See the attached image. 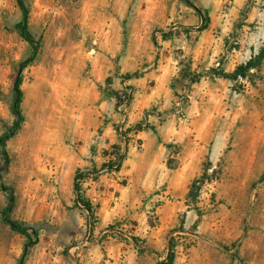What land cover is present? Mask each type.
Here are the masks:
<instances>
[{
  "label": "rangeland",
  "instance_id": "rangeland-1",
  "mask_svg": "<svg viewBox=\"0 0 264 264\" xmlns=\"http://www.w3.org/2000/svg\"><path fill=\"white\" fill-rule=\"evenodd\" d=\"M26 3L42 44L24 72L25 120L5 156L1 139L17 122L14 82L32 48L18 1L0 0V264H21L27 242L3 218L10 204L13 221L39 232L22 264H158L171 244L174 264H264V64L246 78L223 77L264 48V0ZM162 60L176 67L171 86L183 110L176 103L160 121L187 126L177 138L158 136L166 166L179 168V156L198 162L175 192L163 184L140 194L95 139L141 97L126 80ZM113 126L125 159L133 127ZM208 165L219 179L192 203L190 185Z\"/></svg>",
  "mask_w": 264,
  "mask_h": 264
},
{
  "label": "crops",
  "instance_id": "crops-1",
  "mask_svg": "<svg viewBox=\"0 0 264 264\" xmlns=\"http://www.w3.org/2000/svg\"><path fill=\"white\" fill-rule=\"evenodd\" d=\"M256 15V11H251V18H255ZM148 68L150 69H145L139 78L126 80L125 85L133 87L136 92L141 93V97L130 106V110H127V119L122 120L114 115L113 122L102 123L97 127L101 129V133L97 134L95 140L99 141L98 153H102L103 150L109 148L113 149L115 145L121 146L122 149L123 143L120 135L114 130V122L121 121L125 123L126 128H134L140 122L145 121L149 127H155L158 134L152 128L131 133L132 140L129 143L128 156L121 160L119 170L129 180L132 191L141 194L145 191L155 190V187L157 188L160 185L168 184L169 190L175 192L180 183L184 184V179L180 177L185 175L188 166L191 164L196 165L198 161L192 158L186 160L185 156H179L178 158L181 160L179 168L171 169L166 166L167 148L165 143L159 142L158 136L164 137V140L177 138L181 134L182 128L187 127L186 125H180V130H178L177 122L170 118L165 122L160 121L166 115L171 117V114L168 115V113L177 103L176 92L171 86L177 70L171 62L164 60L155 67L149 66ZM151 83L154 84L151 85ZM93 133H96V130ZM171 134L174 136L171 137ZM139 142H141L140 150H138ZM92 143H95V141L92 140ZM185 178L187 181L189 180L188 173ZM87 186H91L88 187L90 195H95L97 185H92L89 181Z\"/></svg>",
  "mask_w": 264,
  "mask_h": 264
},
{
  "label": "trees",
  "instance_id": "trees-1",
  "mask_svg": "<svg viewBox=\"0 0 264 264\" xmlns=\"http://www.w3.org/2000/svg\"><path fill=\"white\" fill-rule=\"evenodd\" d=\"M17 1H18V4L22 10V13H23V20L21 23L22 37L25 41H27L30 44V46L32 48V52L20 64L19 71H18V74H17L15 82H14V89H13V97L14 98H13V103H12L11 109H12L13 114L17 118V122H16L15 129L13 131H11L3 139H1V145L4 149L5 156H8V151L6 149L8 140L11 137L16 135V131L21 129L22 123L25 120L24 115H23V110H22V104H23V100H24V91L22 88L23 83H24V72L29 66L33 65L36 62V60L39 56V52H40V48H41V44H42L41 40L37 39L30 30V22H29L30 21V10L27 6L26 0H17ZM202 16H203L204 25H203L201 30H205V29H207L208 23L210 22V17H209L207 12L205 13V15L202 13ZM263 64H264V48L261 49L257 55L253 56L247 63L239 66L233 73H223V77L231 79V80H236L239 77L246 78L248 76V73L251 72V70H253V69L259 70L263 66ZM198 81H199V79L198 80H196V79L192 80L193 83L198 82ZM124 96H126V94ZM123 97H121V99L119 100L118 105L125 102L126 97L125 98H123ZM147 128H152L156 132L155 127H153V126L149 127V125L146 124L145 121L140 122L133 129H129V132H133L135 129L137 131H144ZM113 149H114V151H116L120 154L121 146L115 145V146H113ZM119 159L121 161L123 159V156L121 155ZM114 164L115 163H111L109 165L110 168H113ZM208 171H209V165L205 167L204 172L201 175L197 176L192 181L190 188H189V192L187 194V199L190 202H192V203L197 202V200L199 199V196L201 194V191L207 182L213 181L215 179L216 180L219 179L216 171H214L213 175H210ZM77 181H78V176H77ZM77 187H78V190L80 191L79 183H77ZM13 202H14V198L11 197V203H13ZM79 203L83 207L87 208V210L90 213H92L91 205L89 204L88 201L83 199L82 196H80V198H79ZM11 207H12V204H10L8 207L5 208V210L3 211V218H4L5 222L10 225L11 229L14 232L23 235L27 239V242H26V245L24 248V254H23V257L21 260V264H22L24 262V259L28 255L30 249L39 242V232L34 227H31L28 225H23V224H20L18 222L13 221L10 218ZM200 215H202V212H200ZM144 249H142V252L148 251L147 248H144ZM175 258H176V255H175L174 245L171 244L167 257L163 260H160L158 262V264H174Z\"/></svg>",
  "mask_w": 264,
  "mask_h": 264
},
{
  "label": "built area",
  "instance_id": "built-area-1",
  "mask_svg": "<svg viewBox=\"0 0 264 264\" xmlns=\"http://www.w3.org/2000/svg\"><path fill=\"white\" fill-rule=\"evenodd\" d=\"M123 104H124V103H123ZM177 106H179L178 111L181 112V111L183 110V108L181 107V103H177ZM122 132H123V129L121 128V130H120L121 137H122ZM134 132H140V131H137V130L135 129ZM140 147H141V145H140ZM112 151H113V152L110 154V158H111L112 160H115L116 163L114 164V167L111 168V169L116 170V169H119V166H120V164H121V161L119 162V153L116 152V151H114V149H113ZM121 151H122V150H121Z\"/></svg>",
  "mask_w": 264,
  "mask_h": 264
}]
</instances>
